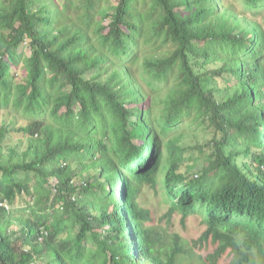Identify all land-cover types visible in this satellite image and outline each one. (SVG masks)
Here are the masks:
<instances>
[{
	"label": "trees",
	"instance_id": "16d2710c",
	"mask_svg": "<svg viewBox=\"0 0 264 264\" xmlns=\"http://www.w3.org/2000/svg\"><path fill=\"white\" fill-rule=\"evenodd\" d=\"M239 1L0 0V264H190L135 201L159 178L215 245L199 264H264V28L247 14L264 0Z\"/></svg>",
	"mask_w": 264,
	"mask_h": 264
},
{
	"label": "rangeland",
	"instance_id": "374dc122",
	"mask_svg": "<svg viewBox=\"0 0 264 264\" xmlns=\"http://www.w3.org/2000/svg\"><path fill=\"white\" fill-rule=\"evenodd\" d=\"M58 1L60 2V4L63 3V0ZM241 1L242 0H240L239 2ZM111 2L114 3L115 0H111ZM33 8L34 6H32V10ZM75 14L76 11H72L71 15L73 17H75ZM247 14H250L252 18L260 22L264 28V5L257 8L247 9ZM108 20L109 19H103V23H107ZM145 47V45H141L135 48L137 49L136 53L138 54V58H140L138 60L140 65L142 64V56H144V54H147L149 50H152V48L147 49ZM17 50L28 51V47L26 43H22ZM12 71L16 74L19 81L25 78L22 64L18 63L17 65L12 66ZM160 93H162V91H160ZM130 105L131 107H133L135 106V103L133 102ZM158 111L159 110H157V112ZM135 119L136 117L131 114V122L135 121ZM186 123H188V121L183 122V126L182 128H180L181 130L186 127ZM263 129L264 126L262 130ZM193 134L194 128L186 131V135L188 136V138H191ZM198 134L199 141L208 140V138L210 137V134H206L203 130L199 131ZM196 149L197 147L194 149L195 154H197ZM53 182L54 180H50V183ZM16 199L17 200L15 201V207H24L26 205V202L29 200L26 194H24L21 199ZM135 200L142 208L148 210L150 220L145 221V224L150 226L153 234L156 232L162 236L163 243H172L174 240V236L177 235L179 237V243L186 246L189 251H193L191 256L188 255L184 258V262L190 264L203 263L202 255L207 256L208 254L213 252L215 248L213 242L208 241L206 244L204 241L198 240V237L205 230V225L202 223V218L198 214H190L184 219V222L182 223L180 212L174 211L173 213L169 214L168 212L170 208V200L165 197V193L161 189L160 185H157L156 187L142 185L135 197ZM87 244L88 248H90L91 251L95 250V242H87ZM221 264H225V260L221 262Z\"/></svg>",
	"mask_w": 264,
	"mask_h": 264
},
{
	"label": "clouds",
	"instance_id": "9594fccd",
	"mask_svg": "<svg viewBox=\"0 0 264 264\" xmlns=\"http://www.w3.org/2000/svg\"><path fill=\"white\" fill-rule=\"evenodd\" d=\"M163 149H165V148H163ZM134 159H137L138 160V163L139 164H141V158H134ZM159 172V171H158ZM194 172H196L195 170H194ZM193 172V174L192 175H190L189 176V178H195V177H197V173H194ZM160 176H161V174H160ZM143 185H149V186H152V187H156L157 185H160V187H161V189L164 187V185H163V183L161 182V179L159 178L158 180H157V182L155 183V184H152V182L151 183H146V184H143ZM142 186V185H141ZM141 186L139 187V189H138V192H139V190H140V188H141ZM163 190V189H162ZM164 191V190H163ZM164 193H165V197L167 198V199H169L170 200V207H171V205H172V199L171 198H169L168 197V195L166 194V192L164 191ZM179 200V198L178 197H176V198H174V201L175 202H177ZM136 201V200H135ZM137 202V201H136ZM138 203V202H137ZM139 205V204H138ZM140 206V205H139ZM144 210H146L147 212H148V210L147 209H145V208H143ZM169 211H170V208H169ZM174 211H178V212H180L181 213V218H183L184 217V219L187 217V216H189L190 214H198V212H192V213H189L188 215H186V216H183V214H182V212L181 211H179V210H173V212ZM147 215H149V212H148V214ZM200 216V215H199ZM201 217V216H200ZM203 223V222H202ZM132 233H131V231H129V235H131ZM201 236V235H200ZM200 236L198 237V239L200 238Z\"/></svg>",
	"mask_w": 264,
	"mask_h": 264
}]
</instances>
